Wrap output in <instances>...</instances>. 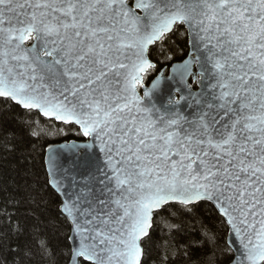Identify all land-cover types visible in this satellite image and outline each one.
I'll list each match as a JSON object with an SVG mask.
<instances>
[{"label":"snow or ice","instance_id":"1","mask_svg":"<svg viewBox=\"0 0 264 264\" xmlns=\"http://www.w3.org/2000/svg\"><path fill=\"white\" fill-rule=\"evenodd\" d=\"M157 45L181 60L169 76ZM9 112L74 125L80 141L50 151L36 182L54 214L37 188L0 212L25 241L14 264H264V0H0ZM16 132L0 147L15 151Z\"/></svg>","mask_w":264,"mask_h":264},{"label":"trees","instance_id":"2","mask_svg":"<svg viewBox=\"0 0 264 264\" xmlns=\"http://www.w3.org/2000/svg\"><path fill=\"white\" fill-rule=\"evenodd\" d=\"M157 45L154 48H150V59L158 63V68L161 69L164 66H169L172 62L180 60L179 58H173L170 63H165L164 58L157 52ZM176 51L180 56H184L187 53V48L181 52L179 47H176ZM8 119L4 120L0 117V133H10L12 129H17L16 140L17 148L15 151H9L4 147H0V212H3L4 205H11L14 203L12 197L15 196L17 189L31 190L37 188L40 195L44 196L41 203L49 210L50 214L56 212L55 200L49 199L48 196L42 191V188L37 187L36 182L39 181L40 185H43L46 180V170L44 165V153L48 144L58 142L62 140L77 139L76 126L69 128L68 126L57 123L54 120H48L43 117L33 116L32 119L35 124L32 128H28L27 117H24L23 121L19 117L13 119L15 113H5ZM23 128L21 132L20 129ZM39 133V138L32 133ZM11 148V145L7 146ZM9 212L15 211V209L9 207ZM21 212L24 211L22 208ZM199 216H210L211 214L205 209H201ZM23 219V217H21ZM14 226V225H13ZM208 227L221 236V246L225 252L232 254L230 248L226 243L227 226L222 224L218 220H209ZM9 235H4V230L0 229V264H4L3 257L8 255V264H14L17 256L15 249L18 244L23 245L25 243L24 238L17 239L14 233L9 230ZM165 232L167 229L165 228ZM188 232L190 233L188 239L192 241H198L203 230L200 228L199 223L193 227L189 224ZM63 235V233H62ZM26 251L21 247V252ZM25 264H48L47 261H41L39 257L31 261H25ZM149 264H152L149 261Z\"/></svg>","mask_w":264,"mask_h":264},{"label":"water","instance_id":"3","mask_svg":"<svg viewBox=\"0 0 264 264\" xmlns=\"http://www.w3.org/2000/svg\"><path fill=\"white\" fill-rule=\"evenodd\" d=\"M190 49H187V52L189 51ZM150 58V57H149ZM154 62V61H153ZM181 60H178V61H174L172 62L171 64H178L180 63ZM171 64L169 65L168 67V70L166 72V67L162 68L161 71L164 72V75L165 76H169L172 74V71H171ZM191 83V81H189ZM150 83V81L148 82ZM142 94V93H141ZM57 122V121H55ZM57 123H61V122H57ZM73 140H77V139H69V140H62V141H58V142H53V143H50L46 146L45 148V153H44V160L46 158V156L49 154L50 151H60V145H63L65 144L66 142H71ZM77 142H80L79 140H77ZM45 165V164H44ZM232 239L234 240L235 237L233 236ZM226 243L228 245V247L230 248L231 252H232V248H233V245L230 243L229 241V234H228V230H227V236H226ZM236 247H238V242L237 244L235 245Z\"/></svg>","mask_w":264,"mask_h":264},{"label":"flooded vegetation","instance_id":"4","mask_svg":"<svg viewBox=\"0 0 264 264\" xmlns=\"http://www.w3.org/2000/svg\"><path fill=\"white\" fill-rule=\"evenodd\" d=\"M164 67H166V72H167L169 66H164ZM164 67H162V68H164ZM162 68H161V69H162ZM161 69H160V70H161ZM148 82H149V81H146V83H148ZM194 87H195V86H194Z\"/></svg>","mask_w":264,"mask_h":264}]
</instances>
